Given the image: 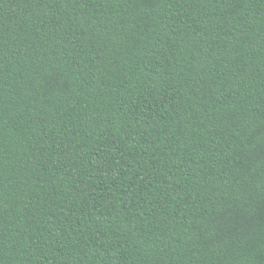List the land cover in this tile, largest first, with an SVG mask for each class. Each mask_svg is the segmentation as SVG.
Returning a JSON list of instances; mask_svg holds the SVG:
<instances>
[{"label":"trees","instance_id":"trees-1","mask_svg":"<svg viewBox=\"0 0 264 264\" xmlns=\"http://www.w3.org/2000/svg\"><path fill=\"white\" fill-rule=\"evenodd\" d=\"M0 264H264V0H0Z\"/></svg>","mask_w":264,"mask_h":264}]
</instances>
